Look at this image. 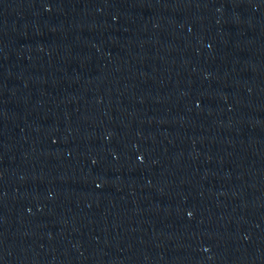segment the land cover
I'll list each match as a JSON object with an SVG mask.
<instances>
[{"label":"water","instance_id":"water-1","mask_svg":"<svg viewBox=\"0 0 264 264\" xmlns=\"http://www.w3.org/2000/svg\"><path fill=\"white\" fill-rule=\"evenodd\" d=\"M0 264H264V0H0Z\"/></svg>","mask_w":264,"mask_h":264}]
</instances>
